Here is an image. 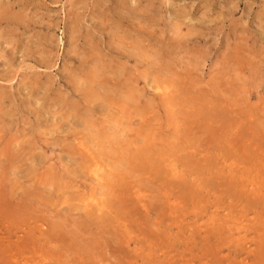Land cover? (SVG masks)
I'll list each match as a JSON object with an SVG mask.
<instances>
[{
    "label": "rangeland",
    "instance_id": "374dc122",
    "mask_svg": "<svg viewBox=\"0 0 264 264\" xmlns=\"http://www.w3.org/2000/svg\"><path fill=\"white\" fill-rule=\"evenodd\" d=\"M0 264H264V0H0Z\"/></svg>",
    "mask_w": 264,
    "mask_h": 264
},
{
    "label": "bare ground",
    "instance_id": "6f19581e",
    "mask_svg": "<svg viewBox=\"0 0 264 264\" xmlns=\"http://www.w3.org/2000/svg\"><path fill=\"white\" fill-rule=\"evenodd\" d=\"M89 74H90V73H89ZM91 74H92V72H91ZM114 92H115V91H114ZM114 92H113V93H114ZM153 170H154V169H153ZM114 177H115V176H114ZM116 177H117V176H116ZM118 177H119V176H118Z\"/></svg>",
    "mask_w": 264,
    "mask_h": 264
}]
</instances>
